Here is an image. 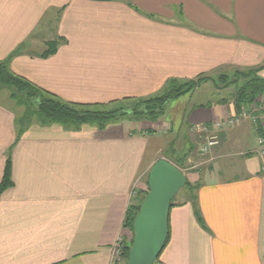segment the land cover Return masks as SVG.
Returning <instances> with one entry per match:
<instances>
[{
  "label": "crops",
  "instance_id": "1",
  "mask_svg": "<svg viewBox=\"0 0 264 264\" xmlns=\"http://www.w3.org/2000/svg\"><path fill=\"white\" fill-rule=\"evenodd\" d=\"M49 41L57 50L41 57ZM5 61L12 74L81 105L149 98L169 79L249 69L264 78V0H0ZM201 93L171 101L155 124L33 122L19 138V114L0 104V183L7 158L11 165L0 264H113L118 240L130 237L132 192L145 190L156 161L170 162L169 136L204 139L241 112L233 98L198 102ZM247 112L216 131L212 165L185 175L199 185L196 200L171 208L162 264H264V111Z\"/></svg>",
  "mask_w": 264,
  "mask_h": 264
},
{
  "label": "trees",
  "instance_id": "2",
  "mask_svg": "<svg viewBox=\"0 0 264 264\" xmlns=\"http://www.w3.org/2000/svg\"><path fill=\"white\" fill-rule=\"evenodd\" d=\"M58 47V41H49L46 43V49L41 54V57H48L54 54ZM258 70L249 69L246 71H237L234 73V79L228 81L224 87L236 84L239 79L242 81L236 86L234 93L229 97L233 98L237 111L247 110L259 97L264 98V78L257 74ZM202 76L190 80H177L169 79L161 92L149 98L139 99H125L107 105H81L65 103L57 99L44 90L29 81L12 74L8 67L7 62H0V87L8 88L11 91V98L17 100L19 104L28 106V110L17 120L19 128L18 136L31 123H38L40 125H60L66 129L78 130L84 125H92L102 129L107 124L122 120L130 119L133 121L154 120L157 116L164 114V109L171 101L178 99L181 96L194 92L198 87V82ZM228 76H220L223 82ZM199 80V81H198ZM222 102H225L222 100ZM264 107V105H262ZM264 111V110H263ZM33 117V118H32ZM34 119V120H32ZM193 147L190 146V150ZM187 156L188 154L185 153ZM179 169H183L178 162H171V164ZM10 158H7L3 177L0 183V195L2 192L11 185L10 178ZM146 189L137 192L136 196L132 199L124 218L123 227L130 233L129 241L122 244L120 250V257H122L123 264L127 262L128 250L130 248L133 232L132 222L143 201L147 190V178L145 181ZM191 192V202H195V192L199 185L191 184L186 180V184ZM184 186V187H185ZM178 206V204L171 201V208ZM197 222L204 228L203 221L198 212L195 213ZM169 241V226L168 237L165 246ZM153 264H162L160 257Z\"/></svg>",
  "mask_w": 264,
  "mask_h": 264
},
{
  "label": "water",
  "instance_id": "3",
  "mask_svg": "<svg viewBox=\"0 0 264 264\" xmlns=\"http://www.w3.org/2000/svg\"><path fill=\"white\" fill-rule=\"evenodd\" d=\"M185 184V175L170 162L159 159L151 167L147 193L132 222L126 264H153L160 257L168 237L171 201Z\"/></svg>",
  "mask_w": 264,
  "mask_h": 264
},
{
  "label": "rangeland",
  "instance_id": "4",
  "mask_svg": "<svg viewBox=\"0 0 264 264\" xmlns=\"http://www.w3.org/2000/svg\"><path fill=\"white\" fill-rule=\"evenodd\" d=\"M234 73L222 74V75L212 74V75L202 76L200 78V81L198 80L199 81L198 87L195 90V91L199 90L202 93L197 94L195 99L198 102H204V103L207 102L206 100L214 101L218 98H221V96L223 98L229 99V97L233 95L236 86H238V84L242 81L241 79H239L236 84L224 87V85L228 81L230 82L232 79H234ZM223 75L228 76L225 82H223V79L220 78V76ZM208 92H212V94L211 95L209 94L207 96L203 94ZM217 92H220V94L217 95ZM10 93H11L10 89L0 87V104L7 108L13 109L15 112L19 114V116L23 115L28 110V106L19 104L17 100L12 99ZM262 105H264V98L259 97L249 107V109L251 110L254 108L257 109L258 111L259 110L263 111ZM107 108H111V107L107 106ZM165 109H164V114H165ZM253 112L255 111L253 110ZM164 114H162L161 116H163ZM160 117L157 116L156 118H154V120H144V121L155 124L159 121ZM236 125H239V123ZM169 137H170L168 143L169 145H167V149L164 153V156H166L170 160V162H175V163L178 162V164L183 168L181 172L184 175L191 174L194 172H200L201 170L208 169V167L212 165L213 160H211L212 155H210V152L206 154L201 153V148H202L201 146L204 139H197V140L189 139L188 141L187 138H183V139L180 137L174 138L171 135ZM189 142L193 144L192 145L193 148L191 150H190ZM185 153H187L188 156ZM134 191L139 192L137 188ZM193 193L194 192H191L189 188L185 186L180 189L177 195L172 199V202L176 204H181L183 201L191 200V196ZM113 264H123L122 257L115 259Z\"/></svg>",
  "mask_w": 264,
  "mask_h": 264
},
{
  "label": "built area",
  "instance_id": "5",
  "mask_svg": "<svg viewBox=\"0 0 264 264\" xmlns=\"http://www.w3.org/2000/svg\"><path fill=\"white\" fill-rule=\"evenodd\" d=\"M254 111H257V109H252ZM264 110V107H263ZM246 117H250L249 113L247 112V110H242L241 112H239L236 116L229 118L226 123L223 122H217L214 126V132L213 133H207V129L203 128L200 131L206 132L207 134L204 136V141L202 143V148H201V153L202 154H206L210 151V149L212 147H215L216 145H218L219 140H218V136L216 134V131H218L219 129H221L222 126L224 125H236L238 123L241 122V120H243ZM258 144H259V153L262 157H264V140L263 139H259L258 140ZM262 172L264 173V168L262 169ZM137 192L133 190L132 192V199L136 196ZM125 241H129L128 239H124L120 238L115 246V248L113 249V256L115 257V259H118L120 257V250L122 247L123 242Z\"/></svg>",
  "mask_w": 264,
  "mask_h": 264
}]
</instances>
